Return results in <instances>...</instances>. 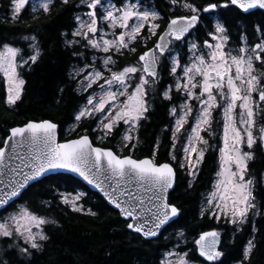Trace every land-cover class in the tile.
I'll return each mask as SVG.
<instances>
[{"label":"snow or ice","instance_id":"obj_1","mask_svg":"<svg viewBox=\"0 0 264 264\" xmlns=\"http://www.w3.org/2000/svg\"><path fill=\"white\" fill-rule=\"evenodd\" d=\"M168 2L182 11H173L165 18L147 0H72L73 9L80 10L73 11L67 31H60L59 36L82 64L73 65L68 76L84 103L72 113L74 123L69 131L81 128L85 120L95 121L96 126L85 125L73 138L62 141L58 140V125L51 119H29L11 127L0 138V208L6 211L16 205L31 183L41 177L52 174V180H70L62 173H72L99 189L119 210L130 239H159L162 226L180 213L169 200L176 177L171 161L195 178L211 147L201 133L213 137L215 124L220 129L218 159L207 195V214L232 225L233 234L251 224L252 234L241 256L232 261L250 264L256 247L254 218L264 217V170L257 176L249 168L255 149L264 150V23L250 34L246 27L238 29L239 46L229 48L227 21L222 16L210 19L202 14L230 6L242 13L264 10V0H208L204 5L193 0ZM69 4L70 0H9L10 19L20 23L22 12L29 8L31 18L38 20L40 15ZM29 31H34L31 26ZM193 31L201 34L197 37L201 42L188 40ZM20 40L27 42V51ZM185 43L187 60L181 47ZM139 45L143 49L138 51ZM81 48L94 50L91 57ZM97 52L102 55H95ZM41 56L36 34H23L19 39L0 36V76L7 106L16 105L25 92L21 70L36 64ZM126 56H134V62L121 63ZM162 71L172 77L167 86L161 82ZM150 90L170 103L181 100L168 109L174 118L169 126L173 151L168 153V162L159 161L155 151L144 158L131 154L139 142L141 121L149 112ZM174 92L179 95L174 96ZM93 135L98 141H116L118 148L95 146L90 138ZM122 149H128L129 154H120ZM188 184L191 187L192 181ZM58 195L73 212H85L79 203L83 193ZM85 214L97 215L91 209ZM55 223L26 202L0 216V264H32L34 253L42 251L49 240L44 226ZM176 235L178 240L186 239L183 231ZM193 244L207 264H229L222 250L226 247L222 233L215 228L201 231ZM178 247L179 243L164 251L157 264H192L189 253L177 251Z\"/></svg>","mask_w":264,"mask_h":264},{"label":"trees","instance_id":"obj_2","mask_svg":"<svg viewBox=\"0 0 264 264\" xmlns=\"http://www.w3.org/2000/svg\"><path fill=\"white\" fill-rule=\"evenodd\" d=\"M147 2L156 6L165 18L173 11H182L173 9L168 0H147ZM193 2L204 5L208 0H193ZM212 2H222V0H212ZM79 10L73 9L70 0L68 6L56 7L51 14L40 15L38 20H33L30 9L26 8L21 14V22L15 24L10 19L9 0H0V36L19 39L23 34H36L42 49V56L38 62L21 70L26 85L25 92L16 105L7 106L4 103L6 90L3 78L0 76V138H3L11 127L29 119H51L59 124V135L62 140L73 138L85 125L95 126V121L85 120L81 128L70 135H66L65 132V128L74 123L72 113L84 101L74 91L76 85L74 82H69L68 76L73 65H77L80 60L72 55V49L65 47L64 38L59 36V32L67 31V24L73 11ZM202 15L210 19L222 16L230 29V44L236 47L239 46L238 29L242 31L246 27L250 34L257 25L264 23L263 10L242 13L234 6ZM29 26L34 31H29ZM198 36L201 34L195 31L191 34V37L199 43L201 40L197 39ZM19 44L27 51V42L20 40ZM148 46H151V41L148 42ZM142 49L143 45H139L138 51ZM182 49L185 60L187 51L185 47ZM121 59L127 61L135 57L126 56ZM161 82L164 86L172 83V77L167 71H162ZM60 88H64L65 91L61 93ZM83 95L86 96L85 93ZM178 95L174 92V96ZM148 97L149 112L146 114L147 118L141 121L138 132L139 142L132 155L135 158H143L155 151L159 161H171L168 153L173 149L169 126L174 122V118L168 114V109L177 105L180 99L176 98L170 103L157 96L152 90L149 91ZM91 138L97 145L113 147L114 150L118 148L116 141L111 139L98 141L96 135ZM157 140H159L158 146ZM128 153V149H125L122 155ZM216 154V150L212 147L206 151L205 159L195 178L188 176L185 169L179 168L175 161H171L177 171V180L169 200L180 208V215L162 231L159 239L151 241L130 239V231L126 229V222L118 211L71 175L62 174L71 177L70 180H52L50 175L31 185L23 193V198L16 201V205L26 202L29 207L38 210L40 215L56 221L55 224L44 226L49 240L45 242L42 251L34 253L32 264H157L163 252L176 246L177 243H179V251L189 253L192 264H207L195 251L193 240L201 231L214 228L222 233V239L226 244L222 250L227 253L229 264H232L234 258L241 256L243 246L252 234V226L246 224L242 232L233 234L230 231L232 225H226L223 220L217 222L208 216V208L204 206V193L210 188L215 175ZM249 168L257 176L261 170H264V150L255 149V159L249 162ZM189 180L192 181L191 187L188 184ZM78 192L83 193L79 203L83 205L85 212L91 209L97 213L95 217L85 212H73L70 206L60 202L58 193ZM41 201L49 203L44 205ZM16 205L8 207L0 215L14 210ZM202 208L205 210L204 216H201ZM254 222L257 228L256 247L251 254L250 264H264V217L256 216ZM178 231H183L186 239L178 240L176 235Z\"/></svg>","mask_w":264,"mask_h":264},{"label":"rangeland","instance_id":"obj_3","mask_svg":"<svg viewBox=\"0 0 264 264\" xmlns=\"http://www.w3.org/2000/svg\"><path fill=\"white\" fill-rule=\"evenodd\" d=\"M83 10H85L86 11V9H83ZM188 40H194L193 39V37H191V36H189L188 37ZM174 47H175V45H174ZM181 47L182 48H186V51H187V44L185 43V44H183V45H181ZM228 47L229 48H236V46H233L232 44H230V42H229V45H228ZM80 51H83V52H85L86 53V55L90 58L91 57V55L93 54V51L94 50H88V49H83V48H81V49H79ZM187 54V53H186ZM95 55H97V56H100V55H102V53H95ZM134 60L135 59H130V60H127L128 62H134ZM185 60H187V55L185 56ZM123 62H125V61H123L122 59H121V63H123ZM78 64H80V62L78 63ZM77 64V65H78ZM80 66H82V64H80ZM179 69H178V73H179ZM95 87V86H94ZM89 91H91V90H89ZM88 93H85V95H87ZM148 100H149V97H148ZM181 103V100H179V102H178V104L176 105V106H178L179 104ZM149 105H150V102H149ZM217 119H219V117L217 116ZM95 126H96V122H95ZM94 126V127H95ZM69 127L70 126H68V127H66L65 128V132H66V135H70L72 132H70L69 131ZM185 127H187V125L185 126ZM214 131H215V135L213 136V137H209L208 135H207V133H201L202 135H204L205 136V138L206 139H208L209 140V145H211V147L213 148V149H215L216 150V156H217V159H218V149L216 148V145H217V140H218V135H219V133H220V129L219 128H217L216 127V125L214 124ZM96 135H98V134H96ZM177 144H179V141L177 142ZM117 147H118V145H117ZM210 148V147H209ZM208 148V149H209ZM125 151V149H122L121 150V152H120V154H122L123 152ZM182 155H183V153L181 152L180 153V157H182ZM200 167V166H199ZM214 179H215V175H214V178H213V180H212V183H211V186H210V188L204 193V206L205 207H207L208 208V206H207V203H206V200H207V195H208V193L212 190V185H213V181H214ZM79 193V192H78ZM81 193V192H80ZM76 194V193H75ZM75 194H71L72 196H74ZM14 210H11V211H9V212H6L5 214H2V215H0V216H4V215H7L8 213H11V212H13ZM173 247H175V246H173ZM172 247V248H173ZM172 248H170V249H172ZM176 250L177 251H179L178 250V248H176Z\"/></svg>","mask_w":264,"mask_h":264},{"label":"water","instance_id":"obj_4","mask_svg":"<svg viewBox=\"0 0 264 264\" xmlns=\"http://www.w3.org/2000/svg\"><path fill=\"white\" fill-rule=\"evenodd\" d=\"M253 11H255V10H251V12H253ZM264 11V10H263ZM58 125V140H61L62 141V139H60V135H59V130H60V126H59V124H57ZM19 126V125H18ZM91 138V137H90ZM71 139V138H70ZM92 139V138H91ZM94 143V142H93ZM94 145L95 146H101V145H97V144H95L94 143ZM101 147H104V146H101ZM105 148H109V147H105ZM144 158V157H143ZM165 162H168V161H165ZM173 164V163H172ZM173 167L175 168V166L173 165ZM175 170H176V168H175ZM62 174H68V175H71V176H73L75 179H78L79 181H81L89 190H91L92 192H94V193H96V194H98V195H100L107 203H108V201L104 198V196H103V193H101L100 191H99V189H96L95 187H93L92 185H89L86 181H84L82 178H80V177H78L77 175H75V174H72V173H62ZM50 175H52V174H48V176H50ZM47 176V177H48ZM44 178H46V177H41L40 178V180L39 181H41L42 179H44ZM176 180H177V171H176V177H175V182H174V186H173V189H174V187H175V184H176ZM35 183H37V182H32L31 183V185H33V184H35ZM173 189H170L169 190V195H170V193L172 192V190ZM19 199H17L16 201H18ZM108 205L110 206V207H112L113 209H115L116 211H118V213H119V210L118 209H116L115 207H114V205H111L110 203H108ZM3 211H5V209L4 208H0V213L1 212H3ZM179 215H180V213H179ZM179 215L177 216V217H175V218H173V220L172 221H170L167 225H165V226H162V229H161V233H162V231L167 227V226H169L170 224H172L173 223V221H175L178 217H179ZM121 217V216H120ZM123 220H124V218L123 217H121ZM127 229V228H126ZM128 230V229H127ZM212 230V229H211ZM130 231V230H129ZM206 231H209V230H206ZM161 233L159 234V236L161 235Z\"/></svg>","mask_w":264,"mask_h":264},{"label":"flooded vegetation","instance_id":"obj_5","mask_svg":"<svg viewBox=\"0 0 264 264\" xmlns=\"http://www.w3.org/2000/svg\"><path fill=\"white\" fill-rule=\"evenodd\" d=\"M125 152V151H124ZM129 152V151H128ZM129 154V153H128ZM131 154H132V152H131Z\"/></svg>","mask_w":264,"mask_h":264}]
</instances>
